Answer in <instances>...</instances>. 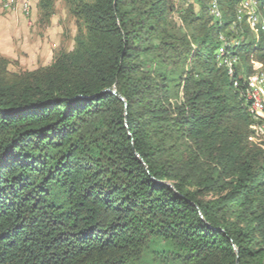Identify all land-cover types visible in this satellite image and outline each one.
<instances>
[{
    "label": "trees",
    "instance_id": "1",
    "mask_svg": "<svg viewBox=\"0 0 264 264\" xmlns=\"http://www.w3.org/2000/svg\"><path fill=\"white\" fill-rule=\"evenodd\" d=\"M64 1L71 51L11 77L0 58V264H264V139L234 89L263 27L233 32L230 78L217 37L242 0L220 23L196 0L184 31L172 0Z\"/></svg>",
    "mask_w": 264,
    "mask_h": 264
},
{
    "label": "rangeland",
    "instance_id": "2",
    "mask_svg": "<svg viewBox=\"0 0 264 264\" xmlns=\"http://www.w3.org/2000/svg\"><path fill=\"white\" fill-rule=\"evenodd\" d=\"M27 1L30 4L29 0ZM14 2L16 3L17 0H14ZM172 2L174 12L170 18L176 28L180 27L184 31L180 23L178 10H183L187 5L192 4L198 10L196 0H172ZM18 8L15 7L14 10H10L4 5V0H0L1 16L5 17L6 14ZM31 13L32 8L30 5L28 17L22 14L25 19H29ZM32 19L29 24L25 22V25L22 24V26L21 22L16 25L11 24V26L7 23L0 25V58L6 61L4 73L9 77L46 68L52 64L56 54L71 51L74 47L77 21L70 13L67 2L53 0L52 13L48 18H40L36 4V11ZM252 26L254 27V25ZM262 71H264L263 66L256 70L253 77ZM252 136L264 139V136L259 135L255 129ZM151 258V255H149L146 259L153 264Z\"/></svg>",
    "mask_w": 264,
    "mask_h": 264
},
{
    "label": "bare ground",
    "instance_id": "3",
    "mask_svg": "<svg viewBox=\"0 0 264 264\" xmlns=\"http://www.w3.org/2000/svg\"><path fill=\"white\" fill-rule=\"evenodd\" d=\"M23 0H17L15 3L14 0H4V5L10 10H14L15 7L21 9ZM243 0L241 1V3ZM239 4L235 9L236 19L232 24L230 30L235 33L239 38V35L242 33V21L244 18H247V21L254 25L252 19H256L259 26L264 29V5L260 6L256 0H245V5L242 7V4ZM30 12V4L25 3V13L28 15ZM208 13L211 16L212 20L216 23H220L222 19V12L219 8L217 0H210L208 5ZM28 17V16H27ZM30 17V16H29ZM231 33V34H232ZM233 33V34H234ZM234 34V35H235ZM226 34L225 32H220L217 37V48H216V63L217 67L223 69L228 77H235L236 69L239 64V58L236 55L237 48L239 47V41L237 37ZM259 79H264V71L260 72L258 75ZM253 78V80L245 81L239 85L234 86V89L237 91V95L240 99H243L244 105L247 108L248 115H250L253 124L256 127L257 133L261 136H264V115L255 114L252 112V107L250 103L249 96H254V93L257 92V95L262 101H264V80L261 81V84L258 83V79ZM245 108V109H246ZM264 110V102H263Z\"/></svg>",
    "mask_w": 264,
    "mask_h": 264
},
{
    "label": "crops",
    "instance_id": "4",
    "mask_svg": "<svg viewBox=\"0 0 264 264\" xmlns=\"http://www.w3.org/2000/svg\"><path fill=\"white\" fill-rule=\"evenodd\" d=\"M29 2L31 5V8H32L31 16L33 17L34 12L36 11V4H37L38 0H29ZM0 12H1V10H0ZM31 16L29 17V19H25L21 10L18 8L9 14H6L5 17L0 15V25L7 23V24H9V26H11V24L16 25L19 22H21V26H22V24L25 25V22L29 24L30 20H33ZM263 93H264V90H263Z\"/></svg>",
    "mask_w": 264,
    "mask_h": 264
},
{
    "label": "built area",
    "instance_id": "5",
    "mask_svg": "<svg viewBox=\"0 0 264 264\" xmlns=\"http://www.w3.org/2000/svg\"><path fill=\"white\" fill-rule=\"evenodd\" d=\"M28 2L27 0H23L22 5H21V12L25 15V3ZM242 7L246 6L245 5V0H243V2L241 3ZM253 23H254V27L259 26L256 19H252ZM256 79H258V83L261 84V81H263L264 79H259V77H256ZM250 98V103H251V107H252V112L255 114H259V115H264V110H263V102L260 97L257 95V92L254 93V96H249Z\"/></svg>",
    "mask_w": 264,
    "mask_h": 264
},
{
    "label": "water",
    "instance_id": "6",
    "mask_svg": "<svg viewBox=\"0 0 264 264\" xmlns=\"http://www.w3.org/2000/svg\"><path fill=\"white\" fill-rule=\"evenodd\" d=\"M111 93L114 94V95H115L120 101H122L123 104H124V106L126 107V102H125L124 98H122V96H120V95L116 92L115 89H114ZM135 155L138 157L137 154H135ZM235 252H236V251H235ZM236 253H237V252H236Z\"/></svg>",
    "mask_w": 264,
    "mask_h": 264
}]
</instances>
